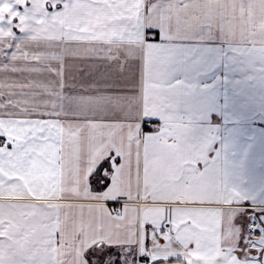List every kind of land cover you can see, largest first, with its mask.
<instances>
[{
	"label": "snow or ice",
	"instance_id": "6c2138e0",
	"mask_svg": "<svg viewBox=\"0 0 264 264\" xmlns=\"http://www.w3.org/2000/svg\"><path fill=\"white\" fill-rule=\"evenodd\" d=\"M205 32L264 81V0H0V264H264V184L189 87Z\"/></svg>",
	"mask_w": 264,
	"mask_h": 264
},
{
	"label": "crops",
	"instance_id": "0c3cea01",
	"mask_svg": "<svg viewBox=\"0 0 264 264\" xmlns=\"http://www.w3.org/2000/svg\"><path fill=\"white\" fill-rule=\"evenodd\" d=\"M181 45L201 50L187 79L197 90L203 126L217 136L213 147L239 156L241 187L264 184V81L241 68L228 54V43L216 34L205 32Z\"/></svg>",
	"mask_w": 264,
	"mask_h": 264
}]
</instances>
